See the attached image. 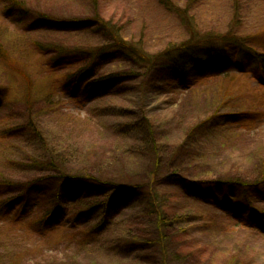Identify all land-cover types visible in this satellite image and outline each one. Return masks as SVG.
Wrapping results in <instances>:
<instances>
[{
	"label": "rangeland",
	"instance_id": "rangeland-1",
	"mask_svg": "<svg viewBox=\"0 0 264 264\" xmlns=\"http://www.w3.org/2000/svg\"><path fill=\"white\" fill-rule=\"evenodd\" d=\"M18 1L23 13L0 0V42L9 56L0 58V161L8 153L6 160L23 170L1 162L0 173L8 181L18 174L22 183L57 174L30 165L33 148L47 142L69 165L66 175L108 181L99 192L118 190L120 200L52 234L0 219V264H264V234L233 224L217 201L227 187L237 192L241 183L264 176V73L251 61L202 57L204 65L191 67L182 82L172 67L182 56L177 45L190 36L189 23L224 33L234 19L238 34L264 32V0H173L172 6L165 0ZM40 14L56 20L42 23ZM96 15L152 53V69L107 54L94 75L127 70L123 85L98 87L79 99L64 84L72 83L66 74L74 65L55 61V48L45 46L52 39L81 49L113 43L90 21ZM227 51L233 60L235 50ZM27 75L35 82L31 111L24 107ZM44 181L55 190L62 179ZM25 188L0 186V201L21 196L19 205ZM253 189L251 199L264 207V183L260 192ZM103 216L106 224L90 236Z\"/></svg>",
	"mask_w": 264,
	"mask_h": 264
},
{
	"label": "trees",
	"instance_id": "trees-1",
	"mask_svg": "<svg viewBox=\"0 0 264 264\" xmlns=\"http://www.w3.org/2000/svg\"><path fill=\"white\" fill-rule=\"evenodd\" d=\"M96 1V0H93ZM173 0H165V3L172 6ZM240 0H235L238 3ZM12 3L11 6L20 8V13L25 11V7L18 0H8ZM184 12H182V16ZM50 16L40 14L38 20L42 23H50L55 21ZM90 21L99 25L102 30H105L113 38V43L104 45L101 49L79 48V43H74L69 47L60 44L58 41L52 39L47 43L45 47H53L56 51V58L54 60L60 63H68L69 66L74 65V69L66 74V78L72 75V83L66 82L64 84L70 89L71 93L78 96L79 99L89 97V93L98 90V87L107 88V85L111 83H118L123 85L122 73L126 71L107 72L103 77L97 78L94 75V71L102 58L107 57L110 54L111 57H115L121 60L134 61L140 65H144L146 70H151V57L152 53H145L132 39L127 38L121 31L118 30V26H114L110 20H106L100 15L94 16ZM58 26H62V22L58 20ZM190 29V36L181 44L177 45V50L182 53L181 59H175L172 63V67L179 73V80L186 82L190 79L191 67H201L204 62L201 60L203 57L210 63H226L233 61L235 64L242 65L245 62H252L260 73H264V32H258L253 34H238L236 28L238 22L233 19V23L227 32H217L210 30L208 32L198 31L194 24H188ZM117 29V30H116ZM61 31V30H60ZM77 39V38H75ZM63 43L67 44L66 40ZM68 45V44H67ZM227 47H232L236 52V56L230 57V52L227 51ZM45 49V48H44ZM0 58L6 60L9 58L8 52L0 42ZM189 59V60H188ZM86 60L87 63L82 66H77L78 63H83ZM193 65V66H192ZM125 66V65H122ZM128 68L127 66H125ZM20 68V67H19ZM28 79L24 84V107L31 111L37 107L35 102V82L27 75ZM264 79V76H261ZM264 81V80H263ZM81 88V90H80ZM49 97L48 103L58 104L51 100ZM34 127V123H31ZM38 130V129H34ZM38 137L42 139V134L38 133ZM44 141V140H43ZM9 145L8 147H11ZM48 144L45 142L38 148H33L31 158V168L39 171H59L57 174L51 173L43 179H30L22 183L23 179L18 174H13L14 178L6 180L3 174L0 173V186L14 187L24 185L25 192L23 193V200L18 205L17 201H20L21 196L7 198L0 201V219L7 217L10 222L20 221L27 223V231H38L41 234H52L60 231H66L70 226L78 225L82 220L97 209L112 207L113 203H117L120 198L118 190L114 191L112 196L110 194L99 192L100 188L108 186V181L97 180L91 178L90 173H84L83 175H66L65 168L68 164L59 155L56 150H49ZM45 149V150H43ZM44 151H48L50 155L43 158L46 154ZM33 153H39L36 157ZM8 153L6 155L1 154V158H4L1 162H7L11 166L15 167L16 163L9 159ZM15 155V153L13 154ZM27 154L21 155L23 159L28 160ZM20 155L18 160H21ZM30 158V159H31ZM6 160V161H5ZM23 161V162H25ZM23 164L17 163L18 170H23ZM94 172L95 169H92ZM52 177L61 178V184L52 190L48 185L45 187V181L48 182ZM232 181L224 182V185L229 186ZM264 183V176L255 182L241 183L237 192L230 193L229 188L224 189L222 199H217L218 203L224 205L228 212L227 217L233 224H237L242 227L250 228L251 230L258 231L264 234V207L258 203H255L250 195L249 189L254 188L253 191L260 192ZM243 185V186H242ZM100 187V188H99ZM106 196V197H105ZM105 197V198H104ZM107 217L103 216L101 221L93 224L88 233L91 236L96 231L101 229L106 224ZM17 264H20L19 262Z\"/></svg>",
	"mask_w": 264,
	"mask_h": 264
}]
</instances>
